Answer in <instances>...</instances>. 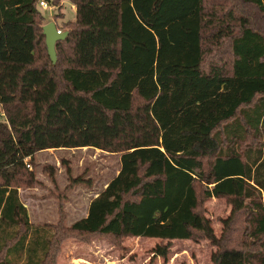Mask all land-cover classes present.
<instances>
[{"label":"trees","instance_id":"obj_1","mask_svg":"<svg viewBox=\"0 0 264 264\" xmlns=\"http://www.w3.org/2000/svg\"><path fill=\"white\" fill-rule=\"evenodd\" d=\"M46 1L56 21L63 0ZM68 1L76 18L57 26L69 35L53 64L40 0H0V264L53 262L61 233L33 225L20 198L36 183L26 160L83 148L121 154L120 169L69 235L202 236L214 264H264V0L240 1L259 27L217 23L229 38L217 60L210 0ZM210 198L249 211L243 235L257 249L215 236L200 210Z\"/></svg>","mask_w":264,"mask_h":264},{"label":"rangeland","instance_id":"obj_2","mask_svg":"<svg viewBox=\"0 0 264 264\" xmlns=\"http://www.w3.org/2000/svg\"><path fill=\"white\" fill-rule=\"evenodd\" d=\"M240 1L210 0L207 4L208 13L217 15V19L210 20L214 25H209L204 32L206 46L214 48L211 50L216 60L219 57L229 59L225 54L228 49H220L223 45L228 46V34H224V39L215 35H218L216 25L219 21H227L234 33L239 31L241 19L249 20L255 27L261 25L260 14ZM50 7L55 14L58 13V7ZM41 11L47 18L46 24L55 22L61 26L76 18V11L68 0H63V15L56 21L51 10ZM120 159L121 154L83 148L47 150L37 153L32 164L26 160L36 183L30 188L20 187L19 194L27 208L30 222L36 226L51 225L55 235L57 231L61 233L53 243V262L49 264H214L213 255L217 247L202 236L196 240L162 241L67 233L73 223L87 216L91 201L118 174ZM200 210L211 221L217 238L226 233L230 237V245L245 243L251 246L250 250L257 249L253 241L243 235V232L248 233L250 227L246 218L249 211L233 216L230 202L223 198L205 200ZM158 245L169 248L166 257L154 253Z\"/></svg>","mask_w":264,"mask_h":264},{"label":"water","instance_id":"obj_3","mask_svg":"<svg viewBox=\"0 0 264 264\" xmlns=\"http://www.w3.org/2000/svg\"><path fill=\"white\" fill-rule=\"evenodd\" d=\"M43 35L45 36L48 55L52 63L56 64L58 60L56 44L59 41L65 40L68 37L69 32L65 31L62 34H59L56 23L50 22L43 27Z\"/></svg>","mask_w":264,"mask_h":264},{"label":"built area","instance_id":"obj_4","mask_svg":"<svg viewBox=\"0 0 264 264\" xmlns=\"http://www.w3.org/2000/svg\"><path fill=\"white\" fill-rule=\"evenodd\" d=\"M40 7H41L43 10H47V11L51 10V11H54V10L51 9L49 3H48L46 0H40ZM58 33H59V34H62L63 31H62V30H58ZM27 166L30 167V165H27Z\"/></svg>","mask_w":264,"mask_h":264},{"label":"crops","instance_id":"obj_5","mask_svg":"<svg viewBox=\"0 0 264 264\" xmlns=\"http://www.w3.org/2000/svg\"><path fill=\"white\" fill-rule=\"evenodd\" d=\"M73 7H74V10L76 11V7H75V6H73ZM52 13L54 14V11H51V14H52ZM53 14H52V15H53ZM86 215H87V214H86Z\"/></svg>","mask_w":264,"mask_h":264}]
</instances>
